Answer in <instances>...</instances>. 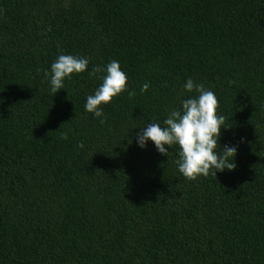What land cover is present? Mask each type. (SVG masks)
I'll return each mask as SVG.
<instances>
[{
	"label": "trees",
	"instance_id": "obj_1",
	"mask_svg": "<svg viewBox=\"0 0 264 264\" xmlns=\"http://www.w3.org/2000/svg\"><path fill=\"white\" fill-rule=\"evenodd\" d=\"M60 54L89 65L53 94ZM111 60L137 95L97 119L89 72ZM188 78L218 99L233 171L189 180L178 145L137 143ZM0 264H264V0H0Z\"/></svg>",
	"mask_w": 264,
	"mask_h": 264
},
{
	"label": "clouds",
	"instance_id": "obj_2",
	"mask_svg": "<svg viewBox=\"0 0 264 264\" xmlns=\"http://www.w3.org/2000/svg\"><path fill=\"white\" fill-rule=\"evenodd\" d=\"M88 65V58L60 54L51 64V71L45 73L50 80L51 92L56 94L64 89L65 79L85 72ZM98 72H106L102 78L103 83L93 95L86 98L84 107L87 112L100 119L104 117L102 106L112 102L114 97L125 91L129 97H134L137 93L127 89V75L117 60H111L106 68L94 66L89 75L95 76ZM149 88V83L143 84L140 93L147 92ZM183 90L194 95L183 99L180 108L171 110L164 119L163 126L152 120L143 127L136 136L137 143L144 148L150 140L160 154L167 156L169 148L178 145L179 159L176 164L179 172L189 180H195L201 175L207 177L209 174L216 177L217 172L235 170L237 148L225 145L221 150L219 144L222 129L228 127L225 126V117L217 115L218 99L215 93L192 78L187 79ZM100 122L104 123V119Z\"/></svg>",
	"mask_w": 264,
	"mask_h": 264
}]
</instances>
